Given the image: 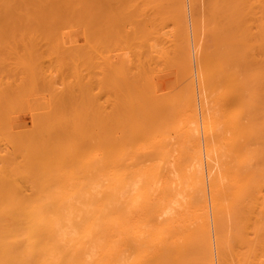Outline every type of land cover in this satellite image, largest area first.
<instances>
[{
    "label": "bare ground",
    "instance_id": "6f19581e",
    "mask_svg": "<svg viewBox=\"0 0 264 264\" xmlns=\"http://www.w3.org/2000/svg\"><path fill=\"white\" fill-rule=\"evenodd\" d=\"M0 264H264V0H0Z\"/></svg>",
    "mask_w": 264,
    "mask_h": 264
}]
</instances>
